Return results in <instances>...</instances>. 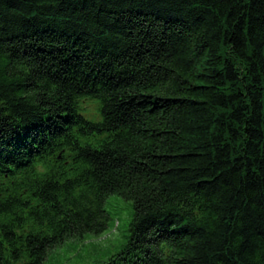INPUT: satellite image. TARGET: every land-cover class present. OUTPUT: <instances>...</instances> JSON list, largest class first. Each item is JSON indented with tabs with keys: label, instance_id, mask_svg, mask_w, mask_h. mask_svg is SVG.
I'll list each match as a JSON object with an SVG mask.
<instances>
[{
	"label": "trees",
	"instance_id": "16d2710c",
	"mask_svg": "<svg viewBox=\"0 0 264 264\" xmlns=\"http://www.w3.org/2000/svg\"><path fill=\"white\" fill-rule=\"evenodd\" d=\"M113 196L100 264H264V0H0V264L102 237Z\"/></svg>",
	"mask_w": 264,
	"mask_h": 264
},
{
	"label": "rangeland",
	"instance_id": "374dc122",
	"mask_svg": "<svg viewBox=\"0 0 264 264\" xmlns=\"http://www.w3.org/2000/svg\"><path fill=\"white\" fill-rule=\"evenodd\" d=\"M85 107L95 116L97 105L94 102H87ZM84 115L91 118L86 110ZM108 209L112 220L102 237H91L86 242L68 240L49 254L45 264H100L114 255L127 240L133 219V206L130 202L113 196L108 200Z\"/></svg>",
	"mask_w": 264,
	"mask_h": 264
}]
</instances>
